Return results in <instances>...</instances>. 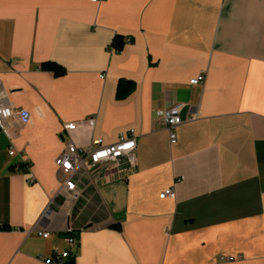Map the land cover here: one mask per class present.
<instances>
[{"label": "crops", "instance_id": "0c3cea01", "mask_svg": "<svg viewBox=\"0 0 264 264\" xmlns=\"http://www.w3.org/2000/svg\"><path fill=\"white\" fill-rule=\"evenodd\" d=\"M176 102L170 143L156 112ZM0 103L29 112L0 131V264H54L67 235L75 264H264V0H0ZM131 128L134 172L82 168L78 198L58 193L68 139Z\"/></svg>", "mask_w": 264, "mask_h": 264}, {"label": "built area", "instance_id": "2783aa9c", "mask_svg": "<svg viewBox=\"0 0 264 264\" xmlns=\"http://www.w3.org/2000/svg\"><path fill=\"white\" fill-rule=\"evenodd\" d=\"M92 3H98L101 0H89ZM123 44L129 43V38H122ZM110 52H116V48L109 46ZM101 77L104 74H100ZM205 74L200 72L197 76L189 80L190 84H201L204 82ZM184 103L176 102L170 106L160 109L156 112L157 123L168 132L170 143H175L177 135L175 128L182 124L185 120L182 117V109ZM17 116L21 123L29 121V112L26 109L20 108L13 110V108L4 103H0V131H5V123L11 118ZM81 122H68L63 125V129L68 133L75 130ZM88 127H93L95 118L89 117L83 121ZM69 138V137H68ZM136 136L134 130L131 128L126 132H120L117 139L112 143H104L100 138H93L86 147H80L68 139L63 150L55 158L54 164L57 170L62 174L63 178L60 181L58 193L76 200L79 192L77 189L76 173L82 168L99 171L102 169H113L123 175L130 174L136 170ZM8 154L10 156L15 154L14 147L10 144L8 147ZM26 167L28 165H25ZM25 167V168H26ZM160 197H174L175 192L173 188H168L160 193ZM49 210V209H48ZM69 231V230H68ZM43 237L48 235L47 232L40 233ZM66 247L62 251H55L50 257L45 258L47 262L54 264H62L63 260L70 256V250L76 246L75 239L72 235H67L64 238ZM220 260H232L233 257H220Z\"/></svg>", "mask_w": 264, "mask_h": 264}, {"label": "trees", "instance_id": "16d2710c", "mask_svg": "<svg viewBox=\"0 0 264 264\" xmlns=\"http://www.w3.org/2000/svg\"><path fill=\"white\" fill-rule=\"evenodd\" d=\"M111 46L116 48V52L120 51L123 47L122 38L119 35L114 36L112 42L110 43ZM40 68L44 70L52 71L55 75H62L65 72L64 67L53 60L44 61L40 64ZM135 88V82L131 79L120 78L117 81L116 89H115V98L117 100L123 99L127 97ZM21 168H24L25 165L21 164ZM62 264H75L74 257L68 256L63 260Z\"/></svg>", "mask_w": 264, "mask_h": 264}]
</instances>
